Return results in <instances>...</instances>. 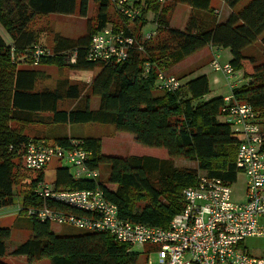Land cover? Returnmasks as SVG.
Instances as JSON below:
<instances>
[{"label":"trees","instance_id":"16d2710c","mask_svg":"<svg viewBox=\"0 0 264 264\" xmlns=\"http://www.w3.org/2000/svg\"><path fill=\"white\" fill-rule=\"evenodd\" d=\"M89 1L0 0V27L10 40L6 43L0 33V208L13 204L17 185L21 197L17 213L24 215L26 207L43 203L34 192L43 179V169L37 178L20 183L30 171L22 159V149L28 140L44 139L66 145L75 138L91 151L90 168L103 163L110 165L106 181L74 179L69 167L61 165L54 172L55 187L98 186L105 198L117 206L119 218L166 227L182 209V191L195 182L199 171L231 185L236 182L239 171L234 159L239 140L221 114L225 96L210 93L205 74L185 79L195 71L192 70L178 77L180 86L176 90L161 91L156 87L157 73L167 71V67L204 47L228 49V62L244 79L231 89L230 102L250 104L264 130V49L261 59L243 53L259 36L264 48V0H249L239 8L241 0H221L230 9L224 20L219 19L212 0H165L166 4L133 0L129 8L139 9L133 17L122 14L116 7L112 11V6H116L112 0H91L96 13L87 20L85 33L77 38L54 33L53 55L45 54L34 64V46L41 44L35 43L39 35L30 27L31 23L51 13L71 15L77 11L86 17ZM179 4L190 8L182 29L170 25ZM148 24H153L154 33L145 38L148 31L143 28ZM106 25L114 30L123 29L126 35L134 37L126 58L120 62L86 58L92 34ZM20 56L22 63L34 66L55 63L72 70H89L92 78L83 84L61 78L54 87H41L37 84L45 76L43 71L18 67ZM92 97L98 98L95 108L90 105ZM66 100L74 104L60 107ZM87 122L111 124L116 130L132 134L139 143L164 148L167 157L107 156L101 153L99 138L60 136L49 141V137L29 136L21 127ZM175 157L193 161L196 166L178 167L173 161ZM47 205L73 211L52 202ZM26 218L32 233L12 250L13 255H25L30 261L48 258L50 264H139V253L133 246L115 240L108 233L86 231L61 236L52 231L49 222ZM9 237L10 228L0 226V257L5 254ZM238 245L248 251L244 241Z\"/></svg>","mask_w":264,"mask_h":264},{"label":"built area","instance_id":"2783aa9c","mask_svg":"<svg viewBox=\"0 0 264 264\" xmlns=\"http://www.w3.org/2000/svg\"><path fill=\"white\" fill-rule=\"evenodd\" d=\"M122 14L133 17L139 12L129 8L133 0H112ZM162 4L165 0H156ZM146 32L145 38L153 35ZM134 37L123 29L110 25L92 34L88 60L126 58ZM50 54L43 45H35L33 63ZM210 65L224 74L234 75L230 63L221 64L218 53H212ZM71 61H74L72 56ZM232 81L231 89L236 87ZM180 80L165 70L158 71L156 87L174 91ZM231 93L224 97L221 114L238 138L234 159L235 168L245 177L244 200L232 199V185L219 177L198 172L195 182L182 191L183 207L174 214L166 227L131 222L118 217L117 206L105 198L98 186L93 188L55 187L40 180L34 187L36 196L43 200L40 206L24 209L26 217L50 224H67L87 231L105 232L115 240L132 246L147 247L144 264H264V254L246 251L238 245L249 237H264V130L250 104L230 102ZM91 151L80 139H69L66 145L48 143L44 139L28 140L22 149L25 167L42 170L53 159L69 167L74 179H96L98 168H90ZM238 173V174H239ZM238 176V175H237ZM47 202L59 204L73 211L51 208ZM150 253L156 255L152 260Z\"/></svg>","mask_w":264,"mask_h":264},{"label":"rangeland","instance_id":"374dc122","mask_svg":"<svg viewBox=\"0 0 264 264\" xmlns=\"http://www.w3.org/2000/svg\"><path fill=\"white\" fill-rule=\"evenodd\" d=\"M249 0H241L238 4V8L243 6ZM220 1L212 0V5L216 7V13L219 17H223L225 15L224 10L220 9ZM166 4V1L165 3ZM116 6H112V11L115 10ZM186 5L179 4L176 6L172 17H171V25L173 27H179L184 20ZM96 8L93 2L90 0L88 5V11L86 17H82L76 11L71 15L64 14H56L51 13L46 16L37 17L34 22L31 23V28H33L36 33L39 35L38 40L35 43L43 45L47 50L50 51V54L53 55V34L58 33L59 35L69 37V38H77L78 36L85 33L87 28V20L89 18L95 17ZM149 15L148 17H150ZM116 15L113 16L115 18ZM153 24H148L143 28L144 32L152 29ZM0 33L6 43H9L10 40L6 33L0 27ZM260 36L256 41H254L251 45L244 48L243 53L246 55H253L258 59L262 57V45L260 43ZM212 53H218V61L223 64L230 59V53L228 49L222 47H214L211 51ZM203 57V63L197 61V55L194 53L181 61L178 66H170L167 67L166 70L168 73L175 75L177 78L180 76V72H190L193 69L197 74H205L208 77L209 85L211 90L216 91L218 93H228L230 92V88L228 83H231L233 80H236L237 76L241 74L240 72H234L233 77L230 79H226L224 74L221 72H217L212 69L210 65V61L208 62V49H203L200 53ZM210 59L213 57L210 53ZM17 59V66L22 68H32L35 70H41L45 74L43 79L38 82V86H46V87H54L57 80L61 78H68L72 82L77 83H88L92 78V72L89 70H72L67 68L66 66H59L55 63H42L39 65H32L30 63H22L23 60ZM202 71V72H201ZM178 73V74H177ZM237 85L244 82L242 74L239 75V78L236 80ZM74 104V101L66 100L60 104L62 108H68ZM98 98H91V108L97 107ZM13 124V123H12ZM18 125V124H16ZM19 126V125H18ZM17 127V126H16ZM22 130L29 136H37L44 131L49 136V141L52 139V135L54 134H72L79 135L82 137H96L101 141V153L107 156H118L125 157L127 155L135 154V155H151L159 158H166L167 152L162 147H151L144 145L142 143L137 142L133 135L116 130L111 124H102L96 122H87V123H78V124H53V125H36V124H22ZM175 165L178 167H191L194 168L196 166L195 162L185 160L183 158L175 157L173 158ZM59 160L53 159L43 168V181L45 183L51 184L54 181V172L55 169L61 166ZM99 181L105 182L108 171L110 169V165L107 163L99 164ZM30 170V169H29ZM41 171L38 170H30L27 171L28 175L20 181L21 184L25 182H29L30 179L37 178L38 174ZM244 185H245V177L240 172L237 176V180L232 184V199L244 200ZM19 186L14 187V195H13V204L10 206H6L0 208V226L10 228V237L5 242L6 251L5 254L0 257V261L5 264H50L48 258H42L39 260L30 261L25 255H13L12 250L22 242H24L32 233L30 228V221L24 215L17 213V209L21 204V197L18 194ZM51 229L58 235L61 236H70L77 235L87 230L81 229L72 225L67 224H51ZM244 243L250 253L255 254H264V237H249L244 240ZM132 249L139 253V264H144L145 255L148 254L146 252L147 247L143 246H133ZM152 260H156V255L154 253L149 254Z\"/></svg>","mask_w":264,"mask_h":264},{"label":"crops","instance_id":"0c3cea01","mask_svg":"<svg viewBox=\"0 0 264 264\" xmlns=\"http://www.w3.org/2000/svg\"><path fill=\"white\" fill-rule=\"evenodd\" d=\"M220 2V9L221 10H224V12H225V15L223 16V17H219V19H221V20H224L227 16H228V14L230 13V9L221 1V0H219ZM178 6V5H177ZM187 8V10L185 11V17H184V20H183V22L181 23V25L179 26V27H176V28H179V29H182L183 28V26H184V24H185V21H186V19H187V16H188V13L190 12V8L188 7V6H186ZM170 25H171V19H170ZM172 26V25H171ZM203 49H208V51H209V54H208V62L211 60L210 59V53H211V55H212V50L214 49V47H211V46H207V47H204ZM203 49H201L200 51H198V52H196L195 54L197 55L196 57H197V61H199V62H201V63H203V61H202V59H203V57H202V55L200 54L201 53V51L203 50ZM186 59V58H185ZM183 61V60H182ZM181 63V61L179 62V63H177V64H175V65H173L174 67L175 66H178L179 64ZM194 70V69H193ZM202 72V71H201ZM239 73L240 71H236V73ZM203 73V72H202ZM241 73V72H240ZM178 74V73H177ZM182 74H185V72H180V74H178V75H182ZM191 75H197V72H193V73H191V74H189V75H187L186 77H185V79L186 78H188V77H190ZM239 75H241V74H239ZM239 75L237 76V78H236V80L239 78ZM232 83V82H231ZM231 83H228V85H229V88L231 87ZM239 85V84H238ZM237 85V83H236V86H238ZM210 90H211V88H210ZM230 92H231V88H230ZM230 92H228L227 94L226 93H218V92H216V91H210V93L211 94H221V95H223V96H227V95H229L230 94ZM38 135V134H37ZM38 136H41V137H48L49 135L48 134H46L44 131H42L41 132V134L40 135H38ZM60 136H66V137H69V136H79V135H72V134H63V135H59V134H54V135H52L51 137L52 138H55V137H60ZM82 137V136H81ZM63 165V164H62Z\"/></svg>","mask_w":264,"mask_h":264}]
</instances>
